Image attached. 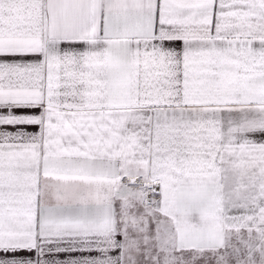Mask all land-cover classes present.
<instances>
[{"label":"snow or ice","instance_id":"6c2138e0","mask_svg":"<svg viewBox=\"0 0 264 264\" xmlns=\"http://www.w3.org/2000/svg\"><path fill=\"white\" fill-rule=\"evenodd\" d=\"M0 264H264V0H0Z\"/></svg>","mask_w":264,"mask_h":264}]
</instances>
